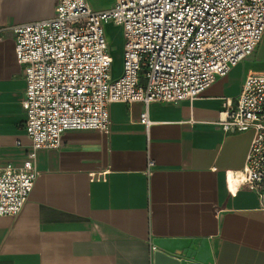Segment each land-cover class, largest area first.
I'll list each match as a JSON object with an SVG mask.
<instances>
[{
  "label": "crops",
  "instance_id": "1",
  "mask_svg": "<svg viewBox=\"0 0 264 264\" xmlns=\"http://www.w3.org/2000/svg\"><path fill=\"white\" fill-rule=\"evenodd\" d=\"M56 1L0 0V24L52 17ZM88 2L104 10L115 0ZM254 52L261 63L246 68ZM254 52L194 100L112 102L107 130H67L60 147L38 149L27 201L19 213L0 215V264H154L158 250L181 264H264L259 194L228 186V171L246 163L253 131L219 123L245 74L264 70V34ZM23 68L15 35L5 30L0 167L22 165L31 149ZM146 109L149 125L141 122Z\"/></svg>",
  "mask_w": 264,
  "mask_h": 264
},
{
  "label": "built area",
  "instance_id": "2",
  "mask_svg": "<svg viewBox=\"0 0 264 264\" xmlns=\"http://www.w3.org/2000/svg\"><path fill=\"white\" fill-rule=\"evenodd\" d=\"M109 20L124 30L118 75L104 29ZM5 30L14 33L24 67L31 139L22 165L0 167V215H15L38 176V149L60 147L67 130H107L112 102L196 99L254 52L264 34V0H115L104 10L88 0H57L52 17L0 24V40ZM222 114L225 131H253L244 167L228 171L229 190L257 191L264 208V70L245 74ZM141 122L150 124L147 109Z\"/></svg>",
  "mask_w": 264,
  "mask_h": 264
},
{
  "label": "rangeland",
  "instance_id": "3",
  "mask_svg": "<svg viewBox=\"0 0 264 264\" xmlns=\"http://www.w3.org/2000/svg\"><path fill=\"white\" fill-rule=\"evenodd\" d=\"M104 29L108 46L110 48L111 55L114 59L112 73L113 75L121 74L123 70V52L125 43L123 27L115 21L109 20L105 22ZM252 55L253 56L249 58L252 59L251 61H247L246 59L243 61L246 68L250 66H256L261 63V59L263 58L262 54L254 52Z\"/></svg>",
  "mask_w": 264,
  "mask_h": 264
},
{
  "label": "water",
  "instance_id": "4",
  "mask_svg": "<svg viewBox=\"0 0 264 264\" xmlns=\"http://www.w3.org/2000/svg\"><path fill=\"white\" fill-rule=\"evenodd\" d=\"M154 264H181V261L161 250H158L154 254Z\"/></svg>",
  "mask_w": 264,
  "mask_h": 264
}]
</instances>
